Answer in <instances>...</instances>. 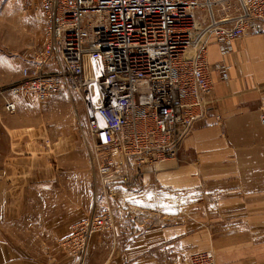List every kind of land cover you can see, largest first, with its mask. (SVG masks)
<instances>
[{
	"label": "crops",
	"instance_id": "obj_1",
	"mask_svg": "<svg viewBox=\"0 0 264 264\" xmlns=\"http://www.w3.org/2000/svg\"><path fill=\"white\" fill-rule=\"evenodd\" d=\"M207 58L209 113L179 157L110 190L101 189L93 157L75 154L73 124L48 132L58 97L44 108L16 99L14 115L0 108V264H80L60 242L102 214L104 201L113 226L93 236L83 264H185L207 251L217 264H264V22L253 21L228 57L212 40ZM225 64L227 81L217 68ZM51 144L62 155L49 158Z\"/></svg>",
	"mask_w": 264,
	"mask_h": 264
},
{
	"label": "built area",
	"instance_id": "obj_2",
	"mask_svg": "<svg viewBox=\"0 0 264 264\" xmlns=\"http://www.w3.org/2000/svg\"><path fill=\"white\" fill-rule=\"evenodd\" d=\"M30 1L44 22V45L36 69L1 90L0 101L14 114L22 96L44 104L76 93L87 111L102 190L128 185L131 172L179 157L185 138L209 113L210 42L228 57L253 21L264 22V0H235L236 11L223 7L221 18L211 0ZM49 61L56 69L45 71ZM217 68L227 81L230 66ZM111 207L104 201L102 214L72 226L65 239L71 253L80 257L93 236L111 227ZM190 264H213V255L197 254Z\"/></svg>",
	"mask_w": 264,
	"mask_h": 264
},
{
	"label": "rangeland",
	"instance_id": "obj_3",
	"mask_svg": "<svg viewBox=\"0 0 264 264\" xmlns=\"http://www.w3.org/2000/svg\"><path fill=\"white\" fill-rule=\"evenodd\" d=\"M212 1H216L217 3V7L214 9L217 17L219 18H221L225 12L223 7L226 8V6H229L231 10H228V12H231L232 14L237 9L235 0H224L223 3H219L222 0ZM201 15L206 16V21L204 20L203 24H209L210 20L208 18V12H204ZM44 28V22L37 13L34 4L30 0H0V91L10 88L22 80L24 70L33 71L36 69V61L44 45ZM54 69H56V65L52 61L47 62L44 66L45 71H52ZM28 97L34 99L31 96H22L18 99ZM57 97L60 102L55 104L53 103L52 105H49L48 108L52 119H49L46 122L48 125V132L55 137L59 132H61V128H63V126L65 127V125L73 124L74 126L71 127L72 130L71 133H69L70 135H68V138L71 137L72 139L73 136L77 138L76 144L78 150L75 154H78L79 157L85 155L86 158L88 156H91L92 158L94 152L93 145L86 128L87 111L79 105V103H83L81 98L74 92L62 93ZM47 103L41 104L36 101V104L42 108H44L43 106ZM0 108L4 109L2 101H0ZM4 111L6 114L14 115L17 112V105L16 112L14 114L8 113L5 109ZM73 145H75L74 142H70V146ZM58 147L59 145L54 146L51 144V154L48 156L49 158L55 157V154L58 157L59 155H62L61 149ZM63 150H66V148L64 147ZM112 226L113 224L107 231L101 234L109 232ZM244 236L246 241L251 239V236L248 234H245ZM261 237L263 238L261 250L262 253H264V235H261ZM65 239L60 242L61 246L67 251V254H69L70 257L75 258L80 264H83L87 253H80V257L78 254L71 253L70 248L66 247L67 245L65 244ZM207 252L212 253L213 264H217L214 252ZM193 256L188 258L185 264H190V259Z\"/></svg>",
	"mask_w": 264,
	"mask_h": 264
},
{
	"label": "bare ground",
	"instance_id": "obj_4",
	"mask_svg": "<svg viewBox=\"0 0 264 264\" xmlns=\"http://www.w3.org/2000/svg\"><path fill=\"white\" fill-rule=\"evenodd\" d=\"M229 1H230V0H229ZM209 5H210V6H215V2L211 0V1L209 2ZM225 6H226V5H225ZM219 10H220V9H219ZM219 12H220V11H219Z\"/></svg>",
	"mask_w": 264,
	"mask_h": 264
}]
</instances>
